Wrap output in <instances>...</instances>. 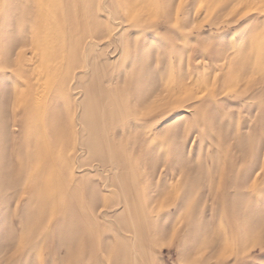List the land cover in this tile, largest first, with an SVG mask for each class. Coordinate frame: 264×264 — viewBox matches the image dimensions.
<instances>
[{
	"label": "rangeland",
	"instance_id": "rangeland-1",
	"mask_svg": "<svg viewBox=\"0 0 264 264\" xmlns=\"http://www.w3.org/2000/svg\"><path fill=\"white\" fill-rule=\"evenodd\" d=\"M29 261L264 264V0H0V264Z\"/></svg>",
	"mask_w": 264,
	"mask_h": 264
},
{
	"label": "snow or ice",
	"instance_id": "snow-or-ice-1",
	"mask_svg": "<svg viewBox=\"0 0 264 264\" xmlns=\"http://www.w3.org/2000/svg\"><path fill=\"white\" fill-rule=\"evenodd\" d=\"M131 102H134L138 105H140V116L142 118H149L154 115H156L157 112H160L161 110L155 106V102L149 101V96L145 95L143 92H135L133 91L131 95ZM169 116H166L165 119H167ZM183 205V198H181L180 203L176 206L174 210L171 212L168 209L161 208V215L159 217L160 225H158V231L163 234V237L165 239V243L163 247L166 248H174L176 255H181L183 252L188 250V236L181 233L180 230L172 229L171 232H169V229L171 228L172 220L175 217L176 212L180 210V207ZM29 264H31V261H29Z\"/></svg>",
	"mask_w": 264,
	"mask_h": 264
}]
</instances>
